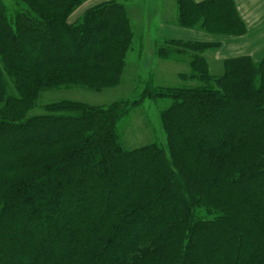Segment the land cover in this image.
Returning a JSON list of instances; mask_svg holds the SVG:
<instances>
[{
	"label": "trees",
	"instance_id": "trees-1",
	"mask_svg": "<svg viewBox=\"0 0 264 264\" xmlns=\"http://www.w3.org/2000/svg\"><path fill=\"white\" fill-rule=\"evenodd\" d=\"M0 0V264H264V59L226 60L216 43L167 41L156 56L188 63L196 87L145 85L134 101L60 102L46 91L122 84L134 33L125 5ZM179 25L241 36L233 0H178ZM167 146L130 150L122 125L145 101Z\"/></svg>",
	"mask_w": 264,
	"mask_h": 264
},
{
	"label": "rangeland",
	"instance_id": "rangeland-1",
	"mask_svg": "<svg viewBox=\"0 0 264 264\" xmlns=\"http://www.w3.org/2000/svg\"><path fill=\"white\" fill-rule=\"evenodd\" d=\"M128 10L131 27L134 33L133 45L128 53L126 72L122 84L97 93L82 87L60 88L44 92L38 106L30 112L29 117L45 115V107L51 104L70 101L92 106H106L114 102L134 101L141 97L145 85L154 83L161 88L196 87L198 83L185 82L182 74H189L188 63L163 61L156 56L158 45V15L156 4L148 0L132 2L120 0ZM8 14L14 17L18 12L27 9L17 0H2ZM97 6V5H93ZM84 12V10H83ZM82 13L74 17L79 20ZM80 18H79V17ZM73 20L71 22H73ZM75 23V22H74ZM218 51H210L205 57L211 66V75L219 77L224 73L223 63L217 59ZM171 100L157 102L145 101L122 125L124 143L130 150L141 149L152 144L167 146L166 136L161 126L160 115L169 109Z\"/></svg>",
	"mask_w": 264,
	"mask_h": 264
},
{
	"label": "crops",
	"instance_id": "crops-1",
	"mask_svg": "<svg viewBox=\"0 0 264 264\" xmlns=\"http://www.w3.org/2000/svg\"><path fill=\"white\" fill-rule=\"evenodd\" d=\"M111 1L121 2L120 0H88L74 13L70 18V22L77 15L76 13H82L84 10V14L89 9ZM125 1L132 2L134 0ZM148 1L156 4L158 15L162 17L161 20H158L159 41L163 43L167 41H182L220 44L221 47L216 57L222 63L226 60L241 57H251L257 63L264 59V0H233L238 15L246 25V33L241 36H217L211 35L201 28H183L179 25L178 0ZM194 1L197 4H201L207 0ZM76 21L77 19L71 23Z\"/></svg>",
	"mask_w": 264,
	"mask_h": 264
}]
</instances>
